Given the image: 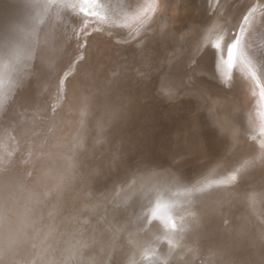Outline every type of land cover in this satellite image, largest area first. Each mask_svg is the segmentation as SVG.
Wrapping results in <instances>:
<instances>
[{
  "label": "bare ground",
  "instance_id": "1",
  "mask_svg": "<svg viewBox=\"0 0 264 264\" xmlns=\"http://www.w3.org/2000/svg\"><path fill=\"white\" fill-rule=\"evenodd\" d=\"M189 1L206 21L207 31L180 40L173 26L163 29L157 19L152 24L163 0H0V180L5 171H12L10 179L0 185V264H19L17 257L33 255L28 231L39 228L48 216L43 198L55 188L46 183L48 167L59 161L65 134L80 127L81 108L96 105L102 71L108 65L113 75L114 67L124 63L112 56L113 46L124 44L132 33L136 38L131 43L139 48L143 32L153 28L165 38L162 52L152 57L158 68L152 88L156 108L143 112L139 99L134 106H114L112 117L105 114L101 119L104 110H95V115L89 111L90 129L99 120V127L115 131L112 138L117 140L111 143L113 148L110 145L111 161L94 177L96 188L85 187L70 196L81 209L70 216L71 222L68 219L69 231L56 244L58 249L52 250L51 264H97L120 244L125 246L122 264H264V194H247L244 186L248 178L252 182L248 186L264 191L252 173L256 165L243 167L235 183L198 194L183 190L184 185L197 181L226 180L233 174L228 164L236 166L249 153L248 141H264V0ZM88 24L101 26L112 43H96L92 53L81 60L79 45ZM206 41L215 50L211 69L203 75L194 69L189 73L182 62L197 54ZM195 42L198 47H192ZM131 52L132 62L142 66L144 52L140 56L138 51ZM77 59L81 60L79 75L68 86L65 77ZM218 67L222 70L217 71ZM236 74L244 77V86ZM163 77L172 89L171 99L184 91L202 97L195 109L203 132L189 116L178 112L170 124L173 161L154 142L141 144L132 159H127L119 146L128 120L134 122L132 131L139 136V129L145 131L170 112V98L159 92ZM21 80L23 90L17 88ZM61 80L62 97L57 92ZM63 106L73 112L74 126L59 118ZM231 141H237L238 149L233 159L229 155L225 161ZM209 144L214 145L215 156ZM145 170L154 174L152 179H142ZM92 199L93 205L85 206ZM4 200L8 201L7 216ZM144 212H156L164 220L183 217L188 227L183 233H166L163 220L153 219L145 228ZM49 239L54 241L53 234ZM45 252L49 255V249ZM141 255L149 259L141 260Z\"/></svg>",
  "mask_w": 264,
  "mask_h": 264
},
{
  "label": "rangeland",
  "instance_id": "2",
  "mask_svg": "<svg viewBox=\"0 0 264 264\" xmlns=\"http://www.w3.org/2000/svg\"><path fill=\"white\" fill-rule=\"evenodd\" d=\"M188 2L193 6V8L191 5H188L185 0H163V5L161 4L159 8V12L153 17L152 24L154 25L155 20L157 19L160 22L161 27L163 29L166 26L167 27L173 26L174 30L176 31V35L179 37L180 40L186 39L187 36L191 37L192 35L202 34V32H206L207 31L206 25L205 26L203 25L206 21H204L201 18V15L197 11L196 5L194 6L193 3H191L189 0ZM88 25L89 27L83 31V33L84 32L90 33V36L89 35L87 36L88 39L86 38L88 40L87 46L83 48V52L80 55V57L83 56V58L85 57V54L87 52L88 54L86 56H89L90 53H92L96 43L99 44L112 43L111 42L112 37L109 34H108L109 36L105 34L101 26H97L96 24L93 25L88 24ZM149 32H143L144 41L142 42L139 48H136V46L133 45V43H129L127 45V43L123 44V42H117L115 43L116 45L113 46L114 48L111 50V54L113 53L112 56L116 60L119 61L122 60L124 63H122V65L119 64L114 67L116 69V73L113 75H112L113 68L111 67V71H109L108 65L105 67V69L102 71V74L100 75L102 79V83L100 84V89L98 91L99 96L96 98L97 101L96 105H94V107L93 106L89 107V110L87 109V114L85 115L84 117L85 119H83V122L80 124V127L74 130L71 134L69 133L65 134L64 139L66 141L63 142L62 144L63 146H61L60 149L58 150V154L60 155L59 161L56 164H51L48 167L49 174H47L46 183L55 185V188L53 190H50V192L46 194V196L43 198V204L44 205L46 204L49 207V214L46 217V219L38 226L39 228L31 229L28 231V236H29L28 242L31 244L32 250H34L31 253V255L32 254L33 255L30 256V259H25V257L19 256L17 257V262L20 260L21 262L20 261L19 262L21 264H26V263L51 264L52 263L53 260L49 259L50 257H52L50 256V254L52 255V253L55 252L52 250L55 248L58 249L59 246L56 244L60 242L63 236L69 231L67 230L69 228L68 219H70L71 222L72 217L70 216L73 215V213L74 214H76L77 212L79 213L80 212L79 210L81 209L80 205L78 204L75 205V203L74 204L72 203L70 196L73 194L75 195L77 190L80 189L82 190L85 187L86 188L88 187L89 189H91L92 187V190L96 188V182H94V177L96 178L97 176H99L98 173H102L104 169L103 167L106 164H108L112 159V158L110 159V157L112 156L108 155V152L109 150H111L110 147L111 143L112 142L115 143L117 140L116 138H112V136H114L113 134L116 132L115 131L108 132L107 129H105L104 125L103 127L100 128L99 126L101 125V122L98 120V118H96L97 116L94 119L98 120L96 124L98 126H93L90 129V126L88 124L89 122L88 117H90L89 111L90 113H93L95 115L97 114L96 111H99V109L100 111L104 110L101 119L104 118L105 114H109L112 117V115H114L115 110L117 109L114 108V106L116 105L121 107L131 106V105L134 106L136 104V101H139V99L140 101L138 105L140 108H142L143 112H147V111L152 112L155 110L154 109L156 108L155 103L157 102L155 99V93L152 88H153V75L158 70V68L153 66L154 61L152 57L155 55L156 52L157 53L162 52L163 45L165 44L164 42L165 38L164 36H162L163 32L161 34L157 33L155 28H153V30ZM198 45L199 44L195 42L192 45V47L195 46L198 47ZM200 48L198 49L200 51H198L197 54L195 53L193 56L192 55L189 56L188 60L186 57V60L182 62L189 73L192 69H194L197 70L195 71L196 73L203 75L206 74L207 68L211 69V64L212 61L214 60L213 56L215 54L213 44L210 41H206L202 46H200ZM132 50L138 51L139 52L138 56H140V54L144 52L145 60H143L142 62L143 64L141 63L142 66L138 67L132 62L131 57H129V54L132 53L131 52ZM81 60L77 59L75 64L72 65V67L67 72L65 79H66V83H68V86L70 85L69 82L72 79L77 78L76 75H79L78 66ZM193 60L195 61V63H192ZM110 61H113V59H111ZM190 64H191V68H189ZM216 69L217 71L222 70V68L220 67ZM235 76L238 83L240 82L239 84L244 86L246 83L244 77H241L238 74H236ZM71 93H73V91ZM72 95H70V97ZM114 99L118 101L115 103ZM125 101L127 102V104ZM201 101H202V97L196 92H191V91H184V93L180 95L178 98H174V97L172 99L170 98L167 104L171 105L170 106L171 109L170 112L167 114V116L163 117L162 118L163 120L158 119V121L155 124H153L151 127L146 128L145 131L143 132L140 131L142 129H139L136 132V134L139 133V136L134 135L133 133L134 122L131 123V120L129 119L128 120L129 125L126 128L125 131L126 133L124 134L125 139L123 140L122 143L123 145L119 146V150L122 149L121 152L122 156H126L127 159H132V156H134L135 152H138L137 147L142 148L143 146H141V144L145 142L146 143L154 142L155 144L162 145L164 152L169 156L168 158L171 161H173L175 153H173L172 149L170 148L171 145L170 124L171 122L172 124L175 123L176 121L174 120L175 116L178 115V112H181L189 116L196 125V127L200 129V132H203L204 127L202 128L201 126L202 124L199 121V115L198 113H196L197 110L195 109V106ZM149 107L152 108L149 109ZM67 110L68 109L66 108V106L60 107L58 112L59 118L61 116L66 123H70V126H74L72 122V120L74 119L73 112L70 114V111ZM142 115L146 117V113H142ZM69 116H71V118ZM144 117L136 118L138 120L137 122L142 121ZM106 120L108 121L109 118L107 117ZM147 130H150V132H148ZM73 137H75V140H73ZM236 143L237 141H231V143L229 144V150L228 152L227 151L225 152V161L227 160L229 155L232 156L233 159V154L238 149ZM248 143H249V149H248L249 153L244 156L246 161L244 159L243 162L236 165L239 168V170L237 169L236 166H233L232 163H229L228 165L231 166L230 168L233 172L235 170V174L237 175L236 176L237 178L239 177L240 175L239 172L242 170L243 167L246 166V168H248L250 165H256L255 170L252 173L255 176V179H257L256 184L258 185V187H264V141L249 140ZM113 144L111 145L112 148L114 146ZM74 145L76 147H74ZM209 145L212 147L213 155L215 156L216 149L214 145L213 144H209ZM178 149H180V145L178 146ZM150 150L153 151V148H151ZM221 161L223 163L225 162L224 160ZM11 172L12 171H5L0 181H2L3 183L5 182V180L10 179ZM248 183L252 184L251 180L247 178V182L244 181V186L247 189L245 187L244 188L246 189L247 194H251V193L256 194L255 196L264 194V191L255 190L253 189L254 187L251 185L248 186ZM255 188L257 187L255 186ZM232 189H234V191L238 190L237 187H233ZM100 195H101L100 192L96 194L97 197H99ZM98 199L99 198H97L96 201H98ZM48 200L50 202H48ZM69 201L72 204L70 206H67ZM91 203H94L93 199L90 201H86V203L84 204L85 206L88 205L91 207L93 205ZM223 222L224 223L227 222V219L225 217H223ZM44 230L45 233H43ZM44 234L45 236L43 237ZM51 234H53L54 236L53 242L52 241L50 242L51 239L47 240V238ZM124 248H125L124 244L118 245L115 249H113L112 252L108 254L106 258H104L97 264H122L121 255L124 251ZM47 249H49V255H45L46 254L45 251ZM43 251L44 253L41 254V252ZM53 257H56V254L53 255Z\"/></svg>",
  "mask_w": 264,
  "mask_h": 264
},
{
  "label": "snow or ice",
  "instance_id": "3",
  "mask_svg": "<svg viewBox=\"0 0 264 264\" xmlns=\"http://www.w3.org/2000/svg\"><path fill=\"white\" fill-rule=\"evenodd\" d=\"M83 11V9L81 10ZM85 27H86V23H85ZM90 35L89 32H84L83 36H82V43L79 45V47L84 48L87 46V39L86 37ZM136 38V36L132 33H129V39H127L126 41H124V43H131L132 40H134ZM137 47H139V44L137 45ZM229 53L231 52V49H228ZM81 59L83 58V56L80 57ZM192 63H195V61L193 60ZM189 68H191V64L189 65ZM70 74V73H69ZM63 83L64 81L61 80L60 81V87L57 89V92L61 95L63 94ZM225 83V86H227V83ZM17 88L19 90H23L24 88V84L21 81L17 82ZM159 92L161 95L166 96L171 98L173 96V92L172 89L167 85V77H163L161 78L160 81V88H159ZM3 113V104L0 103V114ZM87 114V106L85 105L84 107L81 108L80 110V120L78 121V123H82L83 119L85 117V115ZM73 140H75V137H73ZM75 147V145H74ZM2 163V162H0ZM139 170V169H138ZM153 173L149 172L148 170H145V176L142 179L145 180H150L153 177ZM236 174H235V170L233 172V174H231L226 180H221V181H216V182H210V183H205L202 181H197L196 183L192 184L191 186L188 185H184L183 186V190L187 193H204L206 191H208L209 189H211L214 186H219V185H227V184H232L236 182ZM0 185H2V181H0ZM4 204V215L7 216L8 215V201L4 200L3 201ZM191 215H195V213H191ZM141 219L145 220V224L144 227H147V224L151 223L153 219H161L164 222V228L166 233L167 232H172V233H183L186 231L188 225H186L183 222V217H178L176 220L168 218L166 220H164V218L162 217H158L156 215V212H151V214H149L148 212H144L142 213V217ZM177 220H179V223L177 222ZM141 260H148L149 257L147 255H141L140 257Z\"/></svg>",
  "mask_w": 264,
  "mask_h": 264
}]
</instances>
